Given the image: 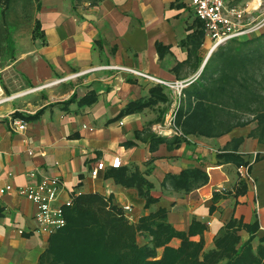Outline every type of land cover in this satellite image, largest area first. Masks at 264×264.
Instances as JSON below:
<instances>
[{
  "label": "crops",
  "instance_id": "0c3cea01",
  "mask_svg": "<svg viewBox=\"0 0 264 264\" xmlns=\"http://www.w3.org/2000/svg\"><path fill=\"white\" fill-rule=\"evenodd\" d=\"M246 5L244 25L264 16V0H227L228 7ZM36 18L44 38L18 50L16 60L0 70V95L64 81L0 105V188L56 177L63 185L58 203L75 200L76 193L99 194L121 208L130 206L126 215L134 223L166 208L177 231L187 232L193 220L205 225L206 250L232 217L244 223L257 219L264 235V143L249 137L256 125L217 138L190 136L177 144L154 131L172 110L171 92L119 69L166 82L199 80L216 49L205 29L202 36L190 0H103L97 5L85 0L75 7L72 0H41ZM156 86L163 87L172 104L158 101L122 113L132 103L148 101ZM88 96L96 98L92 105L79 102ZM15 118L25 121L24 131L13 126ZM239 138L244 141L238 155L249 163H223L218 155ZM117 157L121 166L115 169ZM101 161L105 167L94 178ZM192 168L207 173V184L187 194L162 187L168 174ZM136 170L152 185L156 203L148 209L131 182ZM241 181L247 189L238 194ZM214 193L226 196L214 203ZM35 214V204L16 191L0 194V264H39L52 235L36 232ZM241 237L247 240L248 233L242 231ZM137 239L144 244L149 236L141 233ZM191 240L200 241V234ZM170 245L178 247L180 240Z\"/></svg>",
  "mask_w": 264,
  "mask_h": 264
},
{
  "label": "trees",
  "instance_id": "16d2710c",
  "mask_svg": "<svg viewBox=\"0 0 264 264\" xmlns=\"http://www.w3.org/2000/svg\"><path fill=\"white\" fill-rule=\"evenodd\" d=\"M72 1L75 7L85 0ZM86 1L97 5L103 0ZM20 5L28 22L34 23V37L44 38L40 20L33 14L39 12L41 0H0V70L18 56L15 35ZM198 26L203 27L204 37V26L200 22ZM183 94L175 120L181 135L169 137L175 143L190 136L217 138L234 128L250 125L253 120L258 125L249 137L264 143V35L220 45L199 80L185 88ZM169 100L172 104L163 87L156 86L151 89L148 101L132 103L122 113ZM95 101L96 98L88 96L79 102L92 105ZM243 141V138L232 140L218 155L219 159L237 167L247 165L249 162L238 155ZM139 174L134 171L131 182L148 209L156 199L151 195L152 185L142 181ZM208 180L207 173L192 168L178 175L168 174L162 187L187 194ZM239 186L238 194L246 192L245 183L241 181ZM225 196L214 193V203ZM126 214L123 208L99 194L79 195L66 211L67 225L50 237L39 264H264V235L259 234L257 219L244 223L232 217L215 235L213 248L206 250L203 240L206 227L197 220L192 221L187 232H180L169 223L166 208L151 211L135 223ZM242 231L248 233L245 241ZM141 233L149 236L147 243L138 242ZM198 234L200 241L191 240ZM174 238L180 240L178 247L170 245Z\"/></svg>",
  "mask_w": 264,
  "mask_h": 264
},
{
  "label": "built area",
  "instance_id": "2783aa9c",
  "mask_svg": "<svg viewBox=\"0 0 264 264\" xmlns=\"http://www.w3.org/2000/svg\"><path fill=\"white\" fill-rule=\"evenodd\" d=\"M190 6L193 9L195 17L203 24L207 37L212 42V50L217 49L220 45L230 42L232 40H243L251 38L252 36L264 31V16L258 21L250 25H244L243 20L248 6L244 8L228 7L227 0H190ZM110 68V67H108ZM127 71L132 75L145 78L153 83L166 87L170 92L174 104L172 110L165 118L164 125L155 126L154 131L161 136H175L181 135V131L176 126V114L183 98L184 89L187 88L194 79L186 81L166 82L155 79L145 73L126 68H119ZM64 80H55L43 86L33 89H26L8 96L0 95V105L12 102L40 91L46 87H51L60 84ZM13 126L19 131L26 129V123L20 119H13ZM31 154V152H30ZM121 166V159L114 158L112 167L117 169ZM105 163L99 162L97 167L93 170L92 176L95 178L98 172L104 169ZM244 168L240 169L243 174ZM245 174V173H244ZM249 177L248 174L245 175ZM63 189L61 181L56 177H44L38 184H30L14 188L10 184H6L0 188V194L10 193L16 191L18 195L31 201L36 206V232L43 235H54L67 225L66 211L73 206L74 198H69L63 203H58L60 193ZM81 193H76L79 196ZM125 212H131L130 206H124ZM22 234L23 231L19 230Z\"/></svg>",
  "mask_w": 264,
  "mask_h": 264
},
{
  "label": "rangeland",
  "instance_id": "374dc122",
  "mask_svg": "<svg viewBox=\"0 0 264 264\" xmlns=\"http://www.w3.org/2000/svg\"><path fill=\"white\" fill-rule=\"evenodd\" d=\"M19 17L17 18V23H18V30L16 32V40L18 42V46L17 48H19L18 50H26L27 46L29 45V43H31V41L36 40V38L34 37V23L33 21L28 22L27 18L25 17V12L22 8V6H19ZM34 16H36V12L34 13ZM54 86L51 87H46L40 91H38L37 93H43V91H46L47 89L49 90L50 88H52ZM20 92V91H19ZM26 98V96H24ZM22 97V98H24ZM19 98V99H22ZM251 119V118H249ZM165 121V120H164ZM163 121V122H164ZM161 123L160 125H164V123ZM250 125H258L256 121H252V123Z\"/></svg>",
  "mask_w": 264,
  "mask_h": 264
}]
</instances>
